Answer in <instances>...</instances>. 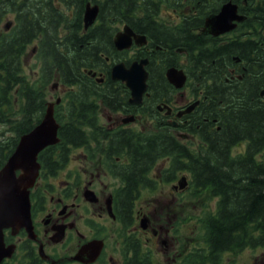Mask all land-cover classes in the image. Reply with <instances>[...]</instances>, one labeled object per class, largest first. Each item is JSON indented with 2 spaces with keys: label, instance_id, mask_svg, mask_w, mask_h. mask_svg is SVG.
Masks as SVG:
<instances>
[{
  "label": "flooded vegetation",
  "instance_id": "af4514ba",
  "mask_svg": "<svg viewBox=\"0 0 264 264\" xmlns=\"http://www.w3.org/2000/svg\"><path fill=\"white\" fill-rule=\"evenodd\" d=\"M234 2H237L240 13L245 12V0ZM96 23L101 22L96 20L92 27L97 26ZM242 23L237 22L232 30L220 35L207 34V49L210 47L211 50L212 44H217L215 49L222 48L220 57L224 59L221 64L223 79H220V83L206 75L211 71L210 67H202L200 55L207 49L203 51L195 46L192 49L188 43L174 41L173 34L167 40L147 34L145 44L139 46L133 43L129 49H119L114 42L117 32L114 30L111 51L101 50L104 64H93L94 67H90L95 74L88 67L85 71L97 81V85L112 95L115 88H123L121 95L124 98L116 102H104L102 99L98 102L99 123L106 131L94 134V143L99 145L96 151L91 150L89 153L76 149L81 153V169L78 172H67L68 177L58 181H55L54 175L46 179L41 176L35 182L31 188L35 238L29 236L26 228H20L16 234L7 230L6 241L15 242L16 250L12 257L4 258L0 264H175L179 258L187 264H201L197 257L209 251L210 247L205 244L192 246L188 250L185 238L181 239L178 229V196L165 198L157 210L155 207L148 210L143 206L137 208L141 191L135 198L129 196L130 214L134 213V217L131 224L123 228L122 262L113 255L106 258L107 238L98 230L96 233L85 232L80 226V217L86 215L85 218L94 223L95 217L121 222L118 215L122 217V214L117 212L120 195L116 188L132 182L138 172L140 177L136 184L139 189L141 184L150 187L156 181L170 183L174 189L172 193L177 195L184 188L189 189L192 184H189L191 179L186 173H183L188 178L186 187L180 185L179 165L191 172L194 168L206 169L209 166L204 162L211 155L213 141L222 143L218 134L228 120L226 117L249 107L258 112L264 111V40L256 39L251 60L245 59L237 50L230 53L226 50L228 45L238 46L235 36L243 32ZM90 27L84 26L81 34L93 37ZM201 28L194 32L202 33ZM144 56L150 58L147 64V87L142 102L132 101V89L126 82L113 77L112 68L119 61L130 64V61ZM197 58L200 66H196ZM171 66L185 70L187 78L182 86L170 81L167 70ZM252 88L253 92L249 93ZM212 129L219 132H212ZM222 135L224 140V130ZM118 136L128 142L121 150H111L115 144L114 138ZM159 138L169 139L172 151L164 152ZM136 144H140V148H136ZM237 144L240 146L239 153H242L248 143L243 140ZM233 147H229L231 153ZM162 176H166V179L161 180ZM106 227V224L104 227L101 225V228ZM93 239L103 240L98 257L90 261L75 259L81 247ZM40 244L48 256L41 255ZM195 247L201 250L197 251ZM86 252L84 259L92 258L91 249ZM221 258L220 255L218 264Z\"/></svg>",
  "mask_w": 264,
  "mask_h": 264
},
{
  "label": "trees",
  "instance_id": "16d2710c",
  "mask_svg": "<svg viewBox=\"0 0 264 264\" xmlns=\"http://www.w3.org/2000/svg\"><path fill=\"white\" fill-rule=\"evenodd\" d=\"M32 1L0 0V125H11L10 129L5 127L0 132V169L15 150L21 134L41 121L48 103V87L57 77L69 87L63 100L55 105V114L61 124L60 141L47 146L40 154L45 171L54 173L67 160L70 148L85 146L91 152L99 147L93 144L94 134L105 129L99 123L98 102L101 99L116 102L124 98L123 88H115L113 96L85 71L87 67H94L93 64H104L101 50L111 51L113 31L117 26L128 22L137 31L162 40L173 34L174 41L205 51L208 35L194 31L203 25L206 15L219 10L224 0H58L57 3L65 2L76 9L67 24L69 31L65 33L62 29L58 32L66 14L59 5L53 6L56 0ZM87 1L100 4L101 23L90 27L93 37L81 34ZM243 7L248 17L241 25V35L235 36L240 44L237 47L228 45L226 50L228 53L237 50L251 60L256 39L264 40V0H255ZM10 11L14 12V24L5 29L3 22ZM162 11L170 15L175 12L176 23L169 25L167 20L161 19ZM50 28L56 31L53 35L48 31ZM37 39L41 73L36 81L30 82L25 74V58L29 44ZM216 45L202 52L200 60L202 67L211 68L206 75L220 83L223 57H220L222 48L215 49ZM195 63L199 65L198 58ZM226 118L218 134L222 143L213 141L211 155L204 162L209 167L192 171L195 190H209L212 196L218 197L217 210L205 219V237L210 249L197 257L201 264H218L219 253L226 250L264 246V156H259L264 150V111L249 107ZM6 129L11 133H5ZM223 130L226 132L224 140ZM212 132L219 131L212 129ZM114 140L111 150L115 151L128 142L121 136ZM158 140L162 141L164 152L172 151L169 139ZM243 140L248 143L244 152L229 151L230 146ZM135 147L140 148V144ZM179 168L183 167L179 165ZM139 177L138 172L132 182L118 190V211L126 224H131L134 217V213L130 214L129 196L138 195L140 189L136 182Z\"/></svg>",
  "mask_w": 264,
  "mask_h": 264
},
{
  "label": "water",
  "instance_id": "95a60500",
  "mask_svg": "<svg viewBox=\"0 0 264 264\" xmlns=\"http://www.w3.org/2000/svg\"><path fill=\"white\" fill-rule=\"evenodd\" d=\"M237 3L228 1L222 5L218 13H212L205 19L203 30L215 35L232 29L236 22L245 18L244 14L237 12ZM99 12V5L87 3L85 10V25L92 24ZM12 21L6 23L9 27ZM115 43L118 48H127L135 42L143 44L147 37L144 33H137L126 23L123 29L115 35ZM149 58L134 60L129 66L125 62H118L112 68L114 78H120L132 89V101L141 102L143 92L147 87L148 70L146 64ZM170 81L177 86L185 83L187 74L182 68L171 66L167 70ZM59 100V99H58ZM134 118V116H131ZM59 122L54 114V102H50L43 119L30 131L21 135L20 141L9 156L6 163L0 169V261L6 256H11L15 250V243L7 244L5 241L6 227H11L12 232L16 233L21 227H26L29 235H34L33 222L31 218L30 187L34 184L38 175L40 162L38 153L48 144L55 143L58 137ZM22 172L18 174V170ZM186 181V176L180 179L181 185ZM63 233V231H61ZM62 237V235H61ZM103 240L93 239L75 254L74 258L81 260H94L100 253ZM91 249L93 256L84 259L86 251ZM42 255L47 256L41 248ZM85 254V255H84Z\"/></svg>",
  "mask_w": 264,
  "mask_h": 264
},
{
  "label": "rangeland",
  "instance_id": "374dc122",
  "mask_svg": "<svg viewBox=\"0 0 264 264\" xmlns=\"http://www.w3.org/2000/svg\"><path fill=\"white\" fill-rule=\"evenodd\" d=\"M57 1L58 0H56L55 3L54 2L52 3L53 6L59 5L63 13L66 14L63 22H61L60 24L58 32L60 33V30L62 29L65 33L69 31L67 24L68 22H70L71 19H73L76 9L74 10L71 9L70 6H68L65 2L57 3ZM13 16H14V12L10 11L8 17L13 18ZM159 16L161 19L167 20L168 21L167 23L169 25H172L173 22L176 21L174 17H172L168 13H164L163 11ZM114 25H116V23H114ZM122 25L123 23H121L117 27H122ZM48 31L52 35L56 32L55 29L53 28H50ZM43 34L45 33L43 32ZM38 42L39 40L37 39L34 42L30 43L26 52L25 74L27 75L30 82L36 81L37 77L41 73V59H40ZM64 94L65 92L63 90V85H61V87L59 88H53V89L50 87L46 99H48L49 101L55 100L58 95L64 96ZM5 127L10 129L11 125L9 124L0 125V132L3 129H5ZM5 133L10 134L11 131L6 129ZM244 142L246 143V141ZM235 145L232 150L234 154H238L240 146H238L237 143ZM77 149L80 150V148ZM241 149H243V147H241ZM80 155L81 153H78L75 149L73 152V157L71 162L65 167V169L60 170L58 175L54 177L52 176L55 179V181H58L63 177L67 178L68 177L67 172L73 173L74 171H77V168L81 169L79 166ZM259 156H264V150L259 153ZM71 168H74V170H71ZM183 173H186L190 177V179L193 176V173L191 171H187V169L185 168L179 170V175H182ZM163 178L166 179V176H162L161 180H163ZM172 190L174 191L170 183L168 182L161 183L160 181L158 182L156 181V183L152 184V186L150 187H142L141 194L139 199L137 200L136 206L137 208L143 206L146 210L155 207V210H157L158 208H160L165 198L169 197L171 199V197H173L174 195L178 196L177 209L180 212L178 218L180 217V219H182V222L178 226L181 239L185 238L184 243H187V245H189L188 250L192 246L198 247L199 245L203 244L201 242L205 240V236H204L205 219L207 214L216 208L217 197L212 196L209 190L196 191L193 185H191L189 189L184 188L182 191H179L178 195L173 194ZM172 206L173 205L171 203L170 207ZM85 216L86 215H84V218L80 217V226H82V229L85 230V232L87 233H96L98 230V233L104 235V237L107 238L108 246L106 251V258L109 257V255H113L115 258L119 259L120 262H122L123 259L122 251L124 247L123 232H125L124 231L125 229L123 230V228L125 227L123 223L119 222L118 220L107 221V219H100V217L99 218L95 217L94 221L96 223H94L90 220H87ZM103 223L106 224L107 226L106 228H101V225L104 227ZM219 254L222 256L221 258L222 260L219 262V264H264V246H260L257 248L246 247L240 249V251L237 252L223 251L222 254L221 253ZM106 258L104 257L105 260ZM175 264H187V263L184 262L181 258H179V260Z\"/></svg>",
  "mask_w": 264,
  "mask_h": 264
},
{
  "label": "bare ground",
  "instance_id": "6f19581e",
  "mask_svg": "<svg viewBox=\"0 0 264 264\" xmlns=\"http://www.w3.org/2000/svg\"><path fill=\"white\" fill-rule=\"evenodd\" d=\"M53 89V88H52ZM86 254H87V252H86Z\"/></svg>",
  "mask_w": 264,
  "mask_h": 264
}]
</instances>
